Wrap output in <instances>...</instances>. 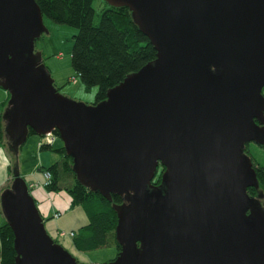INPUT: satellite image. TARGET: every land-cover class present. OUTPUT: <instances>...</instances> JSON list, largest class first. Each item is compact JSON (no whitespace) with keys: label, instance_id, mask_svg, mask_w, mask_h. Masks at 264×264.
Masks as SVG:
<instances>
[{"label":"water","instance_id":"obj_1","mask_svg":"<svg viewBox=\"0 0 264 264\" xmlns=\"http://www.w3.org/2000/svg\"><path fill=\"white\" fill-rule=\"evenodd\" d=\"M129 9L156 51L91 104L62 96L34 49L35 0H0L4 132L57 133L82 185L113 204L122 249L108 264H264V209L246 144L264 147V0H104ZM160 183H153L158 166ZM15 264H76L48 234L13 168L0 193Z\"/></svg>","mask_w":264,"mask_h":264},{"label":"trees","instance_id":"obj_2","mask_svg":"<svg viewBox=\"0 0 264 264\" xmlns=\"http://www.w3.org/2000/svg\"><path fill=\"white\" fill-rule=\"evenodd\" d=\"M35 1L43 17L76 30L72 39L71 66L85 88L97 86L96 103L105 99L107 91L120 83L128 74L153 62L156 58L154 47L133 23L129 9L124 6H110L104 1L105 7L95 24L94 0ZM33 134L35 135L33 129L28 128L27 137ZM53 134L57 138V133ZM0 143L2 146L6 144L1 114ZM23 144L19 145L18 150ZM39 149L51 150L59 155V158L49 166L40 167L43 172L47 171L50 174V179L46 184H42V188L48 193H67L69 207L80 206L87 217V223L73 230L72 236L69 235L73 247L78 251L86 252L115 246L116 251L119 252L122 246L115 238L117 214L113 204H122L123 195L112 194L111 200H107L98 192H93L78 182L72 170V159L65 153L62 145L53 148L52 144L45 142L39 145ZM244 151L248 155L247 144ZM250 159L255 168L258 188L248 187L247 193L250 197L260 198L262 195L259 199L261 201L264 198V166L252 157ZM13 162L15 164L17 162L14 152L12 161L7 163V179L1 186L0 192L8 188L13 180ZM162 170L163 167L159 165L156 172L157 184L160 183ZM13 238L10 226L6 220H3L0 223V264H15L16 251ZM111 260L101 264H108ZM76 264L87 263L76 259Z\"/></svg>","mask_w":264,"mask_h":264},{"label":"rangeland","instance_id":"obj_3","mask_svg":"<svg viewBox=\"0 0 264 264\" xmlns=\"http://www.w3.org/2000/svg\"><path fill=\"white\" fill-rule=\"evenodd\" d=\"M104 7V0L93 1V8L95 11L93 21L95 24L98 22L100 13ZM43 23L48 32L44 33L41 38L35 41L34 49L41 54L42 63L54 80L58 92L62 96L77 102L85 104L95 102V96L98 89L97 86H92L89 89L85 88L71 66L72 39L76 30L68 25L55 23L47 17H43ZM7 96V91L0 88V114L2 115L3 130H5L4 127L6 125L4 114L7 109L8 99L4 104L3 101ZM4 139L6 144L2 146L0 143V188L4 185L7 178V163L12 161L13 157V151L10 147L11 143L5 132ZM45 142V136H39L36 134L29 135L16 154L18 172L25 180L27 186H29L31 182L34 184H38V182L43 184L45 179L43 176V170H41L40 167H47L59 158V155L54 151L39 149V145ZM61 145L62 142L58 137L52 142L53 148H58ZM247 152L257 163L264 166L263 146L250 142L247 144ZM14 166L15 162L12 163V174ZM37 188H29L30 194L39 203L44 202L47 204L46 206H48V208L50 207L52 197L61 199L63 198L60 196L61 194L68 196L65 192H60L57 195L56 193L46 192L40 186H37ZM260 202H262L261 204L264 209V198ZM83 215H85V213L80 206L69 207L68 210L59 217L44 219L45 228L48 234L60 243L79 262L101 264L113 259L117 253L115 246L101 247L86 252L78 251L73 247L71 237L68 234L71 230L70 228H73L74 222L77 218L83 220L85 217L87 220L86 215L84 217ZM3 220H5V218L0 211V223ZM58 230L64 231L65 235L60 236Z\"/></svg>","mask_w":264,"mask_h":264},{"label":"crops","instance_id":"obj_4","mask_svg":"<svg viewBox=\"0 0 264 264\" xmlns=\"http://www.w3.org/2000/svg\"><path fill=\"white\" fill-rule=\"evenodd\" d=\"M8 93V92H7ZM9 96V94H8ZM8 96L7 98L3 101V104L6 102V100L8 99ZM7 179V178H6ZM40 186L42 187V184H40L38 182V184H34L33 182L30 183V189L31 188H37V186ZM34 186V187H32ZM39 188V187H38ZM37 188V189H38ZM36 190V189H34ZM57 195L59 193H56ZM60 196H62L63 198L61 199H57L55 197H52L51 198V203H50V207L48 208V206H46L47 204H45L44 202L42 203H39L37 200V205H38V208H39V211L41 213V215L45 218V219H48V218H51V217H54L53 214L55 212H60V216L68 210V205H69V197L68 196H64V194H61ZM46 213V215H45ZM47 216V217H46ZM85 215H83L84 217ZM85 221V222H84ZM87 223V220L86 218L84 217L83 220H80L79 218H77L74 222V225H73V228H70L71 230H75L77 228H79L80 226L84 225Z\"/></svg>","mask_w":264,"mask_h":264},{"label":"built area","instance_id":"obj_5","mask_svg":"<svg viewBox=\"0 0 264 264\" xmlns=\"http://www.w3.org/2000/svg\"><path fill=\"white\" fill-rule=\"evenodd\" d=\"M45 137H46V143H49V144H52L53 140L55 139V136H54L53 133H48V134L45 135ZM43 176H44V179H45L44 184H46L48 182V180L50 179V174H49V172L45 171V172H43ZM59 216H60L59 212H55L54 213V217H59ZM58 234L60 236H62V235H65V232L64 231H58ZM68 235L72 236L73 235V231H69Z\"/></svg>","mask_w":264,"mask_h":264},{"label":"flooded vegetation","instance_id":"obj_6","mask_svg":"<svg viewBox=\"0 0 264 264\" xmlns=\"http://www.w3.org/2000/svg\"><path fill=\"white\" fill-rule=\"evenodd\" d=\"M157 176H156V174H155V177L153 178V183H155V184H157ZM159 184V183H158Z\"/></svg>","mask_w":264,"mask_h":264}]
</instances>
